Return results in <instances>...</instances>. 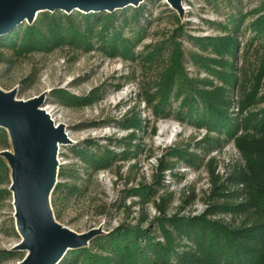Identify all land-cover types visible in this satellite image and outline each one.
Returning <instances> with one entry per match:
<instances>
[{"label":"rangeland","instance_id":"rangeland-1","mask_svg":"<svg viewBox=\"0 0 264 264\" xmlns=\"http://www.w3.org/2000/svg\"><path fill=\"white\" fill-rule=\"evenodd\" d=\"M263 7L264 0H182L178 10L168 0H144L138 6L104 11L116 13V27L131 15L137 20L134 27L143 30L118 31L122 41L100 31L99 23L95 31H83L84 38L75 34L76 42H71L73 31H65L68 22L83 21L77 14L100 13L79 9L38 12L33 22L26 19L0 35L16 41L10 48L0 47V92H14L21 102L41 99L39 110L62 126L69 140L57 154L59 190L56 199H50L56 223L77 235L100 231L84 247L70 251H93L95 242L118 236L121 227L149 230L162 240L160 219L202 215L214 203L216 178L225 179L246 165L227 136L186 117L175 87L166 93L163 88L173 61L180 57L182 70L198 87L224 88L236 104L242 89L249 93L264 68V35L252 29L264 16ZM231 15L243 16L236 33ZM48 21L59 23L56 41L46 31ZM225 26L230 31L221 30ZM42 33L49 36L45 41H40ZM229 37L236 39L232 55L223 51L219 56L211 46L193 41ZM193 56L216 61L211 63L216 74L195 64ZM223 63L233 68L222 72ZM229 72L238 79L234 86L221 75ZM258 99L255 109L263 110L264 78ZM4 131L8 139L0 135V157L8 165L1 154L17 153L9 131ZM103 155L105 163H95ZM12 183L10 169L9 179L0 182V191L10 192L0 196V264H19L27 256L14 250L22 237L14 217ZM11 251L17 254L8 255Z\"/></svg>","mask_w":264,"mask_h":264},{"label":"trees","instance_id":"trees-1","mask_svg":"<svg viewBox=\"0 0 264 264\" xmlns=\"http://www.w3.org/2000/svg\"><path fill=\"white\" fill-rule=\"evenodd\" d=\"M139 12L136 11L134 16ZM77 16L83 21L77 20L78 25L68 22L65 30L73 31L69 37L71 42H76L75 34L79 38H84L82 32L95 31L99 23L103 24L100 31H105L104 34L117 37L120 41L124 39L118 31L127 27L133 28L134 31H143L139 26V29L134 27L133 23L137 20L131 15L123 20L121 27L115 26L116 13L100 12ZM242 19L243 16L231 15L230 23L234 25L235 33L239 30L236 22L241 23ZM48 22L50 24L46 31H50L51 40L56 41L58 37L55 31H59V23ZM263 23L264 16L252 25V29L260 36L264 35ZM221 28L224 32L230 31L226 26ZM48 37L42 33L40 41H45ZM11 38L5 40L0 38V47L15 46L16 41ZM28 38L32 41L31 37ZM193 41L203 48L211 46L213 52L219 56L223 51L232 55L236 49L234 37L221 41L204 39ZM39 45L44 46L40 43ZM22 47L24 49V42ZM179 59L180 57L172 63V70L165 81L163 92L166 93L175 87L177 90L175 99H183L181 109H187L186 117L193 118L198 127L205 126L210 131L227 136V140L234 143L246 165L237 166L225 179L216 178L217 182H214L211 192V200L214 203L209 205L202 215L188 217L176 215L160 219L158 223L162 230V240L149 230L142 228L129 230L131 227H121L117 230L118 236L103 237L98 243L95 242L96 247L93 251L86 248L68 251L59 264H264V109H255L260 103L258 89L264 78V68L258 71L253 89L247 94L242 89L241 98L235 104L224 88L206 91L198 87L186 76ZM192 59L195 64L199 63L209 72L216 74L211 68V63L216 61H203L195 56ZM222 67L226 68L222 69V72H226L227 68H233L228 63H223ZM221 75L227 76L229 85H236L238 79L231 72ZM0 135L8 139L2 128ZM94 161L104 164L105 157L98 156ZM0 174L3 176V178L0 176V182L9 179L10 169L1 157ZM58 190L59 186L56 185L51 199H56ZM3 194L10 192L0 191V196ZM97 251L108 253L110 258L97 254ZM7 254L17 253L11 251Z\"/></svg>","mask_w":264,"mask_h":264},{"label":"water","instance_id":"water-1","mask_svg":"<svg viewBox=\"0 0 264 264\" xmlns=\"http://www.w3.org/2000/svg\"><path fill=\"white\" fill-rule=\"evenodd\" d=\"M144 0H0V35L8 33L26 19L33 22L38 12L56 10L72 12H114ZM182 0H168L181 10ZM41 99L15 100V93L0 92V128L9 131L17 157L2 153L12 171L17 232L22 241L15 251H24L19 264H59L68 251L84 247L100 233L77 235L58 225L50 207L57 183L58 144L68 143L62 126L53 124L40 111Z\"/></svg>","mask_w":264,"mask_h":264},{"label":"bare ground","instance_id":"bare-ground-1","mask_svg":"<svg viewBox=\"0 0 264 264\" xmlns=\"http://www.w3.org/2000/svg\"><path fill=\"white\" fill-rule=\"evenodd\" d=\"M39 14V13H38ZM50 115V114H49ZM50 117V116H49ZM52 117V116H51ZM56 123V122H55ZM58 125V124H57ZM58 147H60L59 148V151L62 149V147H63V145L62 144H60ZM58 163H59V159H58Z\"/></svg>","mask_w":264,"mask_h":264},{"label":"built area","instance_id":"built-area-1","mask_svg":"<svg viewBox=\"0 0 264 264\" xmlns=\"http://www.w3.org/2000/svg\"><path fill=\"white\" fill-rule=\"evenodd\" d=\"M59 148H60V147H58V153H59Z\"/></svg>","mask_w":264,"mask_h":264}]
</instances>
